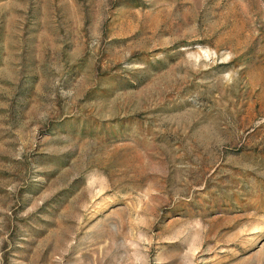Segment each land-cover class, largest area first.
<instances>
[{
	"label": "rangeland",
	"instance_id": "374dc122",
	"mask_svg": "<svg viewBox=\"0 0 264 264\" xmlns=\"http://www.w3.org/2000/svg\"><path fill=\"white\" fill-rule=\"evenodd\" d=\"M0 264H264V0H0Z\"/></svg>",
	"mask_w": 264,
	"mask_h": 264
}]
</instances>
